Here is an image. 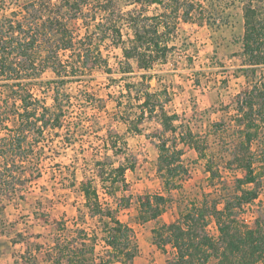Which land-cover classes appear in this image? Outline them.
<instances>
[{
	"label": "trees",
	"instance_id": "obj_1",
	"mask_svg": "<svg viewBox=\"0 0 264 264\" xmlns=\"http://www.w3.org/2000/svg\"><path fill=\"white\" fill-rule=\"evenodd\" d=\"M235 4L242 10L241 48L247 65H264V0H0V223L5 201L28 190L40 176L49 152L46 132L59 134L60 146L78 143L79 155L86 158L84 130L104 131L100 148L93 153V172L79 184L90 217L111 222H104L101 229L107 249L97 256L95 232L73 222L72 232L54 239L52 262L132 264L138 251L133 229L115 218L94 183L98 181L103 194L115 199V191L125 186L126 171L133 172L147 154L130 151L104 120L81 122L96 103L80 79L98 71L112 82L125 81L120 90L107 94L118 109L114 117L136 135L142 134L145 121L155 123L153 133L145 136L156 142V173L165 188H178L188 176L183 155L193 150L204 157V146L190 130L177 133L178 115L166 108L170 102L166 89L152 91L147 74L177 51L183 25L211 28ZM134 73L141 74L139 80L131 77ZM129 78L134 81H126ZM70 84L76 85L74 91L67 87ZM236 103L244 129L234 154L238 174L233 191L192 203L176 220L153 229V244L162 251L173 250L165 264H264V205L258 201L249 223L241 216L244 207L258 200L264 176V141L259 136L264 127V82L245 89ZM75 107L79 121L69 122ZM258 141L259 155L252 150ZM206 166L214 177L210 161ZM136 202L146 222L163 213L167 199L142 195ZM210 224L215 236L209 233ZM57 225L66 230L64 224Z\"/></svg>",
	"mask_w": 264,
	"mask_h": 264
},
{
	"label": "rangeland",
	"instance_id": "obj_2",
	"mask_svg": "<svg viewBox=\"0 0 264 264\" xmlns=\"http://www.w3.org/2000/svg\"><path fill=\"white\" fill-rule=\"evenodd\" d=\"M226 11L224 20L211 28L198 23L183 25L177 51L168 57L165 64L155 66L147 74L151 76L149 85L152 91L166 89L170 99L166 108L169 113L178 115L174 123L177 133L190 130L204 146V157L193 150L183 155L182 162L187 167L188 176L178 188H165L156 173V142L145 136L153 133L155 123L145 121L142 134L136 135L129 133L127 125L114 117L118 109L107 94L120 90L125 81L112 82L109 76L98 71L80 79L84 89L94 94L96 103L95 108H90L87 116L81 118V122L87 125L90 121L104 120L113 125L130 151L144 150L147 154V160L133 172L126 171L125 186L115 191V199L103 194L98 181L94 183L100 200L109 202L115 218L133 229L138 251L132 264H165L173 256V250L166 247L162 251L153 244V229L173 222L192 203L203 199L211 201L233 191L232 182L238 174L233 164L234 154L242 142L244 129L236 102L245 89L264 82V65L248 66L247 57L242 54L240 5H229ZM140 75L134 73L131 77L136 81ZM67 87L74 91L76 85ZM101 106L102 110L97 108ZM68 116L69 122L79 121L76 107ZM84 131L83 145L89 147L86 158L79 155L78 143L60 146L59 134L46 132L49 152L40 166V176L32 181L28 190H21L10 201H5L0 223V264H53L54 253L50 247L59 235H68L73 231V222L88 233L95 232L98 237L95 247L97 256L106 251L101 240L105 234L101 229L109 219L90 217L79 184L85 175L88 177L93 172V153L100 148V137L104 131L95 132L92 128ZM259 136L260 141H264V127L260 128ZM259 143L252 145V150L258 155L261 151ZM207 161L216 173L212 178L206 168ZM258 192L255 204L244 207L241 213L247 223L251 221L258 201L264 205V176ZM153 194L167 199L164 211L156 220L143 222L138 212L137 197ZM57 224H64L66 230H58ZM208 230L211 235H216L213 224Z\"/></svg>",
	"mask_w": 264,
	"mask_h": 264
}]
</instances>
